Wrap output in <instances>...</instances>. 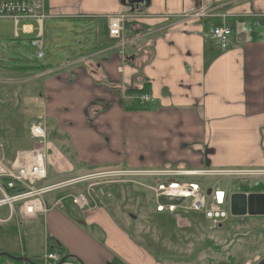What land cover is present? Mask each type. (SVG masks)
Masks as SVG:
<instances>
[{
	"label": "crops",
	"instance_id": "0c3cea01",
	"mask_svg": "<svg viewBox=\"0 0 264 264\" xmlns=\"http://www.w3.org/2000/svg\"><path fill=\"white\" fill-rule=\"evenodd\" d=\"M46 8L57 36L36 79L56 134L49 183L102 171L264 170V0H46ZM120 13L132 17L111 39L107 17ZM220 25L232 31L224 52L208 34ZM93 27V46L69 44ZM143 85L151 100L133 109L139 96L125 91ZM101 200L87 212L66 201L23 224L25 257L50 248L78 261L62 264H163L115 217L112 195Z\"/></svg>",
	"mask_w": 264,
	"mask_h": 264
},
{
	"label": "rangeland",
	"instance_id": "374dc122",
	"mask_svg": "<svg viewBox=\"0 0 264 264\" xmlns=\"http://www.w3.org/2000/svg\"><path fill=\"white\" fill-rule=\"evenodd\" d=\"M21 25L22 23L18 25V38H14L16 28L14 23L10 20H0V158L4 157L5 160L11 159L16 150H30L37 145L36 140L29 136V128L38 122L39 118L42 119L46 133L44 149L47 150L48 156L54 151L51 147H49L50 151L48 150L47 143L55 146L56 139V134L51 133L50 125L45 127L44 124L45 118L41 113L44 109L43 81L36 77L41 72L38 67L49 65L47 61L50 53L47 50L55 46L54 37L57 35L49 31L48 22L45 21L43 37L45 57L42 61H36L34 50L29 45L30 36L20 32ZM95 40L96 31L93 27L84 35L76 31L73 38H70L69 44L75 47L79 46L78 43H81L80 46H93ZM31 68L38 69L32 70ZM51 123L54 127L55 123L53 121ZM58 131L61 130L58 129ZM59 135L63 136L61 133ZM48 160L50 163L53 158L50 157ZM55 166L56 164H51V168ZM47 170L49 179L50 172L49 169ZM123 178L120 176L103 177L90 181L89 183L93 184L90 194L92 198L94 195L95 206L101 199L112 195L113 202L110 209L115 217L117 216L119 221H122L128 228L133 238L152 251L161 263L256 264L264 257V217L235 218L229 216L222 224L213 227L204 219L202 213L189 211L186 208L191 200L184 202L165 198L161 201L176 204L177 211L157 213L154 208L153 193L142 187V185H152L154 180L130 177L131 180L125 182ZM109 179L115 183L105 188ZM187 180L194 181L201 186L199 197L204 199L206 190L211 189L212 186L218 187L227 196L242 193L241 189L244 186L250 190L259 186L258 189L264 191V177L209 176L187 178ZM87 185H78L75 190L85 191ZM54 197L55 194L52 195V199ZM87 211L90 210L85 212ZM6 214V209L0 210V218L6 217ZM15 225V222L0 225V254L16 255L26 258L31 263L41 264L45 250L40 248L38 256L34 258L25 257L29 246V240L25 236L26 227H21L24 237H22L21 247ZM22 251H24V256H21ZM3 264H10V262L6 261Z\"/></svg>",
	"mask_w": 264,
	"mask_h": 264
},
{
	"label": "built area",
	"instance_id": "2783aa9c",
	"mask_svg": "<svg viewBox=\"0 0 264 264\" xmlns=\"http://www.w3.org/2000/svg\"><path fill=\"white\" fill-rule=\"evenodd\" d=\"M131 17L129 14L122 13L108 16V37L119 39L125 23ZM48 18L46 0H0V20H10L14 23L16 27L14 31L15 38H18V25L22 23L20 32L30 36L29 45L34 50L36 61H42L45 57L42 37L44 22ZM208 34L219 51H226L232 35V31L228 26L212 27ZM118 49L121 55L126 56V48L123 44L118 46ZM118 71L121 72L122 68H118ZM137 99L144 104L151 100L148 94H143ZM29 136L31 139L36 140V146L30 150L16 151L9 160H5L4 157L0 158V210H7L6 217L0 218V225L4 226L16 220L21 247L24 238L21 232L23 224L29 220L37 219L38 216H45L51 209H62L64 202L67 201L80 212L95 209L94 195L92 198L90 194V188L93 184L89 182L92 180L117 176L124 177L125 182H129L130 177L153 179L154 183L152 185H142V187L153 193L154 208L157 213L177 211L176 204L163 203L161 201L163 198L184 202L191 200L190 205L186 208L189 211L202 213L204 219L210 225L217 227L230 216L228 209L229 195L227 196L218 187L212 186L211 189L206 190H210L209 194L206 193V198H200L201 186L196 182L184 180V178L209 176L264 177V170H119L95 172L49 183L47 182V150L44 149L46 133L42 119L39 118L38 122L30 126ZM113 183L115 182L109 179L105 184V188ZM83 184H88L85 191L75 190L78 185ZM174 186L177 187L173 188ZM53 194H55V197L49 199ZM219 194H222L220 200L217 197ZM92 202H94L93 205H91ZM48 239L52 240L53 238ZM23 252L21 256H24ZM61 259L56 252L46 249L41 264H58Z\"/></svg>",
	"mask_w": 264,
	"mask_h": 264
},
{
	"label": "water",
	"instance_id": "95a60500",
	"mask_svg": "<svg viewBox=\"0 0 264 264\" xmlns=\"http://www.w3.org/2000/svg\"><path fill=\"white\" fill-rule=\"evenodd\" d=\"M209 192L210 190L207 191L208 194ZM228 204L231 217H264V193H234L229 196ZM2 255L15 261L30 263L26 258H17L13 255L0 254V256ZM65 260L66 258H62L58 264L64 263ZM256 264H264V257Z\"/></svg>",
	"mask_w": 264,
	"mask_h": 264
},
{
	"label": "trees",
	"instance_id": "16d2710c",
	"mask_svg": "<svg viewBox=\"0 0 264 264\" xmlns=\"http://www.w3.org/2000/svg\"><path fill=\"white\" fill-rule=\"evenodd\" d=\"M39 68V67H38ZM40 69V68H39ZM146 90H148V87H147V85H143V87H142V89L141 90H126L125 91V93H126V95H135L136 97L137 96H141V95H143V94H145L146 92ZM147 103H141L139 100H135L134 102H133V104H132V108L133 109H141V108H145L146 107V109H147V105H146ZM259 188V186H257V187H255V188H252L251 190L250 189H248L246 186H244L242 189H241V192L242 193H264V191H263V189H258ZM247 190V191H246ZM49 251H52L53 252V250L52 249H48ZM69 259H71L73 262H78L77 260H75L74 258H72V257H67L66 258V260L65 261H68ZM6 261H8V262H16L15 260H12V259H10V258H8V257H6V256H0V264H3V263H5ZM16 263H19V262H16Z\"/></svg>",
	"mask_w": 264,
	"mask_h": 264
},
{
	"label": "bare ground",
	"instance_id": "6f19581e",
	"mask_svg": "<svg viewBox=\"0 0 264 264\" xmlns=\"http://www.w3.org/2000/svg\"><path fill=\"white\" fill-rule=\"evenodd\" d=\"M177 186H174L173 188H176ZM218 199L220 200L222 198V194H219L218 196ZM229 209V208H228Z\"/></svg>",
	"mask_w": 264,
	"mask_h": 264
}]
</instances>
